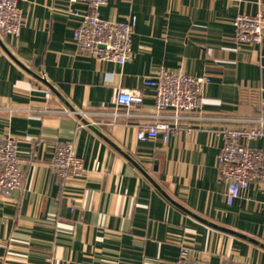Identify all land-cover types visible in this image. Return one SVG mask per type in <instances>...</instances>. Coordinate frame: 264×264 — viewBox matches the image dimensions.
<instances>
[{
	"label": "crops",
	"instance_id": "0c3cea01",
	"mask_svg": "<svg viewBox=\"0 0 264 264\" xmlns=\"http://www.w3.org/2000/svg\"><path fill=\"white\" fill-rule=\"evenodd\" d=\"M19 6L20 34L0 30V136L17 138L23 172L20 188L0 191V264H177L182 246L207 264H264V184L229 204L217 166L218 131L264 119V38L237 42L234 24L264 0H107L102 18H137L123 64L77 50L86 2ZM160 67L211 82L200 109L168 119L167 142L139 140L156 120L145 79ZM122 88L144 95L130 115L77 116L116 109ZM68 142L84 172L64 180L53 161ZM250 143L264 148V136Z\"/></svg>",
	"mask_w": 264,
	"mask_h": 264
},
{
	"label": "built area",
	"instance_id": "2783aa9c",
	"mask_svg": "<svg viewBox=\"0 0 264 264\" xmlns=\"http://www.w3.org/2000/svg\"><path fill=\"white\" fill-rule=\"evenodd\" d=\"M27 0H0V30L18 36L23 25L20 2ZM83 1L89 12L81 15L73 32V40L79 52L93 55L100 60H113L125 63L131 56L133 34L137 22L136 16L126 20H108L102 18L99 10L107 0H70ZM240 1V0H232ZM73 10V9H71ZM237 42L259 44L264 38V9L255 14L241 13L234 20ZM211 82L207 74L195 76L184 70L160 67L153 77L145 79V84L155 90L152 114L156 117L154 124L138 129L137 138L146 140L162 135L164 142L176 132V125L168 119L179 120L184 113L201 108L204 88ZM144 95L141 89L122 88L117 97L114 110H92L81 114L94 118L96 116L118 117L124 114L120 109L126 108L125 114H131V108L142 105ZM174 113H165L167 110ZM78 111H76L77 113ZM80 113V112H79ZM256 125L247 128L220 129L218 134L224 139L223 148L218 156L217 166L220 177L227 184V202L233 204L242 191L252 182L264 184V148L251 145V141L264 136V119H255ZM22 160L18 153V140L11 135L0 136V191L9 193L22 186ZM53 167L59 176L66 180L84 172L83 159L76 153L72 142L56 148ZM264 203V199H263ZM187 248L181 247L177 264H207L203 259L188 256ZM87 264V263H80ZM227 264H256L248 261H231Z\"/></svg>",
	"mask_w": 264,
	"mask_h": 264
},
{
	"label": "water",
	"instance_id": "95a60500",
	"mask_svg": "<svg viewBox=\"0 0 264 264\" xmlns=\"http://www.w3.org/2000/svg\"><path fill=\"white\" fill-rule=\"evenodd\" d=\"M43 79H45V77H44ZM77 116H78V117H79L84 123L90 124V122H89L86 118H84V116H83L81 113L77 112ZM209 223H211L212 225H215V226H217V227L223 228V227L218 226V225H216V224H214V223H212V222H209ZM224 229H225V228H224Z\"/></svg>",
	"mask_w": 264,
	"mask_h": 264
}]
</instances>
